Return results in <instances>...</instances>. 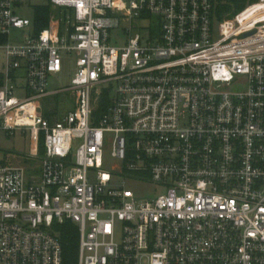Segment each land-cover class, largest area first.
<instances>
[{"label": "built area", "instance_id": "obj_1", "mask_svg": "<svg viewBox=\"0 0 264 264\" xmlns=\"http://www.w3.org/2000/svg\"><path fill=\"white\" fill-rule=\"evenodd\" d=\"M22 2L0 0V132L29 136L0 158V264H63L66 221L76 264H264V0L221 19L217 0H50L40 32ZM59 92L72 109L45 113ZM146 181L160 194L127 187Z\"/></svg>", "mask_w": 264, "mask_h": 264}, {"label": "rangeland", "instance_id": "obj_2", "mask_svg": "<svg viewBox=\"0 0 264 264\" xmlns=\"http://www.w3.org/2000/svg\"><path fill=\"white\" fill-rule=\"evenodd\" d=\"M255 0H247V2H254ZM246 2V3H247ZM48 6L51 9L50 0H24L19 7L18 15L24 18L33 19L34 11L37 7ZM52 10V9H51ZM54 12V11H53ZM62 12V11H61ZM60 11H55L54 15L56 18H63V13ZM137 25L140 27L137 28ZM121 29L119 31H112L109 36L110 39L112 37H116L119 40V44H122L126 40V36L124 35V31L121 32L122 28H127L129 24H121ZM133 31L137 32L138 30H144L146 28V22H132ZM63 60L62 71L59 75L50 77L48 80V90H62L67 88L70 85V80L74 74V58L70 57L67 54H61ZM4 59L3 53L0 51V71L3 68ZM114 87V84H111ZM105 87V86H103ZM242 88H245V85L241 84ZM18 96L21 94H17ZM72 109V97L67 93L59 92L53 97L47 98L44 100V111L48 114H55L58 117H61L66 112ZM54 115V116H55ZM29 152V136L23 135L20 132H15L11 136H5L0 132V158H9L11 156H25ZM18 159H14L16 161ZM27 161V160H26ZM29 166L36 165V162H25ZM113 164V160L110 158L108 154L105 152V167L108 168ZM28 174L37 176V171H28ZM128 189L132 191L136 197L144 198V199H152L158 194H160V190L157 187L149 182H142L138 184H128Z\"/></svg>", "mask_w": 264, "mask_h": 264}, {"label": "trees", "instance_id": "obj_3", "mask_svg": "<svg viewBox=\"0 0 264 264\" xmlns=\"http://www.w3.org/2000/svg\"><path fill=\"white\" fill-rule=\"evenodd\" d=\"M247 0H217L216 11L218 18L223 15H232L240 11ZM55 16L54 12L48 6L37 7L34 11L33 24L36 32L43 30L49 23L50 19ZM61 247L63 264H76L78 248V231L70 222L66 221L62 225L55 226Z\"/></svg>", "mask_w": 264, "mask_h": 264}]
</instances>
